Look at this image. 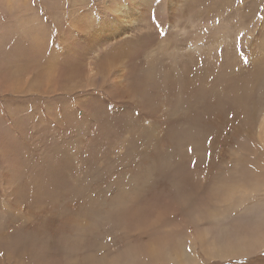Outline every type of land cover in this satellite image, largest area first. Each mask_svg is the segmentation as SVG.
<instances>
[{"label": "rangeland", "instance_id": "374dc122", "mask_svg": "<svg viewBox=\"0 0 264 264\" xmlns=\"http://www.w3.org/2000/svg\"><path fill=\"white\" fill-rule=\"evenodd\" d=\"M0 264H264V0H0Z\"/></svg>", "mask_w": 264, "mask_h": 264}, {"label": "bare ground", "instance_id": "6f19581e", "mask_svg": "<svg viewBox=\"0 0 264 264\" xmlns=\"http://www.w3.org/2000/svg\"><path fill=\"white\" fill-rule=\"evenodd\" d=\"M119 78H120V76H119Z\"/></svg>", "mask_w": 264, "mask_h": 264}]
</instances>
